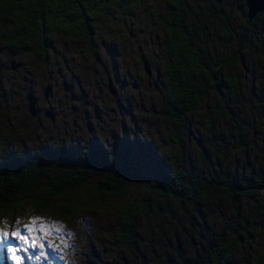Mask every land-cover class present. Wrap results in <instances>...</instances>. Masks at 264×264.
Segmentation results:
<instances>
[{"label": "rangeland", "instance_id": "374dc122", "mask_svg": "<svg viewBox=\"0 0 264 264\" xmlns=\"http://www.w3.org/2000/svg\"><path fill=\"white\" fill-rule=\"evenodd\" d=\"M175 1L193 46L204 58L194 79L207 84L215 71L220 87L216 97L207 86L182 126L166 121L160 112L169 86L159 22L174 13ZM128 7L127 14L112 7L100 21L92 17L88 38L47 31L45 41L30 40L14 50L0 35V155L54 145L104 151L124 146L130 149L133 168L148 183L157 182L161 170L194 171L206 199L195 206L127 184L121 199L103 202L92 193L94 181H88L74 211L56 200L40 212L24 205L0 213V229H19L37 241L36 248L13 253L8 245L23 242L10 238L0 244V262L194 264L210 241L232 242L239 235L236 264H264L262 196L238 192L264 177V24L247 22L243 0H130ZM10 31L9 21L0 18V34ZM10 63H18L19 69L11 71ZM106 78L113 96L107 93ZM230 81L234 87L227 89ZM62 83L68 92L62 91ZM45 86L50 87L47 101ZM26 87L35 102V118L26 111ZM45 111L54 115L52 125ZM222 186L231 198L217 188ZM121 210L136 214L130 246L115 239V215ZM13 255L23 259L13 260Z\"/></svg>", "mask_w": 264, "mask_h": 264}, {"label": "trees", "instance_id": "16d2710c", "mask_svg": "<svg viewBox=\"0 0 264 264\" xmlns=\"http://www.w3.org/2000/svg\"><path fill=\"white\" fill-rule=\"evenodd\" d=\"M129 1L0 0V18L7 19L11 24V31L8 34L1 32L0 35L3 43L14 50L30 40L45 41L47 31L59 32L66 37L84 35L88 38L93 28L92 17L100 21L112 7L127 14ZM173 9V14L159 22L163 32V51L168 58L163 70L169 86V95L160 112L166 121L182 126L183 118L201 100L207 86L216 97L220 96V87L215 71L207 84L194 79L193 72L204 64V58L192 44L191 32L184 26L178 1L174 2ZM252 20L264 24V14H258ZM260 62L264 69L263 54ZM225 87L232 89L234 81ZM130 155V149L124 146L104 151L89 147L63 149L58 145L38 152L24 151L11 156L1 154L0 213L13 212L24 205L33 206L36 212H40L56 200L63 201L69 210L74 211L80 203V191L88 181H94L92 193L103 202L121 199L127 184L142 185L160 199L195 206L206 199L204 185L196 172L161 170L158 181L148 183L133 168ZM256 179L251 186L238 192L245 197L261 195L254 188L264 177ZM217 188L226 195L230 194L231 198L227 187ZM135 219L136 214L131 210H121L115 215L118 225L115 239L118 244L130 246L133 243L137 230ZM241 244L239 235L232 242L223 239L210 241L194 264H236V253ZM0 264L6 263L2 261Z\"/></svg>", "mask_w": 264, "mask_h": 264}, {"label": "water", "instance_id": "95a60500", "mask_svg": "<svg viewBox=\"0 0 264 264\" xmlns=\"http://www.w3.org/2000/svg\"><path fill=\"white\" fill-rule=\"evenodd\" d=\"M244 1V7L246 10L245 13V18L247 20V22H250L256 15L258 14H264V0H243ZM264 58V56H263ZM9 69L11 71L17 70L19 69V64H13L10 63L9 64ZM142 70L143 73L148 76L149 75V70L147 67V64L145 62L142 63ZM61 89L63 92H68V86H66L64 83H62L61 85ZM106 90L107 93L110 96H113L114 91L113 88L111 86V82L108 78H106ZM28 87L25 88V92H26V96L24 98L25 103H26V111L29 117L31 118H35L36 114H37V109L35 107V102L33 100V98L28 94ZM42 96H43V100L46 101L48 99V95L50 93V87L49 86H45V88L43 89L42 92ZM44 116L51 122L53 123V114L50 111H45L44 112ZM256 191L261 192V204L264 207V180L260 181V183L254 188Z\"/></svg>", "mask_w": 264, "mask_h": 264}, {"label": "snow or ice", "instance_id": "6c2138e0", "mask_svg": "<svg viewBox=\"0 0 264 264\" xmlns=\"http://www.w3.org/2000/svg\"><path fill=\"white\" fill-rule=\"evenodd\" d=\"M36 223L35 220H33L31 222V225H34ZM31 225L29 224H25L24 227L27 228L29 230V232H31L33 230V228L31 227ZM45 230V225L43 223H41L40 225V231H44ZM59 231V229H57ZM14 239L17 241H22L23 244L20 247H15L12 246L11 244L8 245L9 250L13 253L16 252H20V251H24L27 252L29 248H36L37 247V241L36 238H32L31 241L29 240L28 236L22 235L20 230L17 229L16 231H12L11 233H9L8 231H4L3 229H0V244H6L8 243L9 239ZM23 245H27V247H24ZM40 248H43L44 245L43 244H39ZM44 253L41 252L40 256H43ZM40 257L37 256L36 259H39ZM13 260H17L20 261L23 259V257L18 256V255H13L12 256ZM29 259H31V257H29Z\"/></svg>", "mask_w": 264, "mask_h": 264}, {"label": "flooded vegetation", "instance_id": "af4514ba", "mask_svg": "<svg viewBox=\"0 0 264 264\" xmlns=\"http://www.w3.org/2000/svg\"><path fill=\"white\" fill-rule=\"evenodd\" d=\"M47 101V100H46ZM36 116H37V114H36ZM53 117H54V115H53ZM96 117V116H95ZM97 118V117H96ZM54 120V119H53ZM54 123V122H53ZM53 123H51V125L53 124ZM72 126H74V122H72Z\"/></svg>", "mask_w": 264, "mask_h": 264}, {"label": "bare ground", "instance_id": "6f19581e", "mask_svg": "<svg viewBox=\"0 0 264 264\" xmlns=\"http://www.w3.org/2000/svg\"><path fill=\"white\" fill-rule=\"evenodd\" d=\"M19 67H20V65H19Z\"/></svg>", "mask_w": 264, "mask_h": 264}]
</instances>
